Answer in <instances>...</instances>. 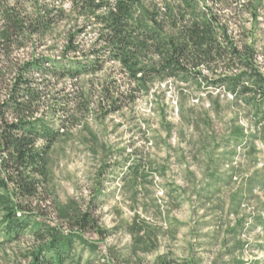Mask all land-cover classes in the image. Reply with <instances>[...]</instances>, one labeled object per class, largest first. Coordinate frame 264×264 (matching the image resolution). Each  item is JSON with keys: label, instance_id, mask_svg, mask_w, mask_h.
I'll return each mask as SVG.
<instances>
[{"label": "rangeland", "instance_id": "374dc122", "mask_svg": "<svg viewBox=\"0 0 264 264\" xmlns=\"http://www.w3.org/2000/svg\"><path fill=\"white\" fill-rule=\"evenodd\" d=\"M257 23L253 44L264 75V10ZM83 27L62 22L10 57L85 64L92 58L64 50L77 29L76 43L89 49L93 30ZM94 67L73 79L62 70L37 76L42 109L62 133L49 152L40 209L51 225L54 204L77 200L101 230L84 233L96 252L77 246L74 258L154 264L166 254L178 264H264V108L207 86L211 75L200 87L154 78L139 88L117 63L98 59ZM38 246L28 232L11 240L0 228V264H29Z\"/></svg>", "mask_w": 264, "mask_h": 264}, {"label": "trees", "instance_id": "16d2710c", "mask_svg": "<svg viewBox=\"0 0 264 264\" xmlns=\"http://www.w3.org/2000/svg\"><path fill=\"white\" fill-rule=\"evenodd\" d=\"M63 1L22 0L18 7L0 0V228L11 240L28 232L39 241L29 264H81L80 255L74 258L77 246L91 255L97 250L84 233L101 234L93 213L77 200L54 204L58 223L51 225L40 209L49 152L62 133L42 109L45 96L37 76L62 70L73 79L93 71L99 59L117 63L139 88L154 78L191 80L200 87L211 75L215 80L207 86L222 88L254 111L264 108V75L252 33L264 0H65L68 7ZM70 21L90 26L94 41L88 50L80 47L75 39L82 29H77L64 38L65 52L85 53L91 61L11 59L32 37H45ZM92 260L83 264H115L105 255ZM154 264L178 263L164 254Z\"/></svg>", "mask_w": 264, "mask_h": 264}]
</instances>
